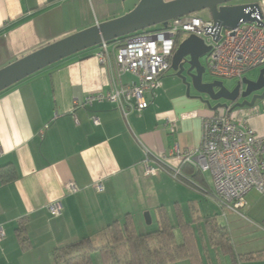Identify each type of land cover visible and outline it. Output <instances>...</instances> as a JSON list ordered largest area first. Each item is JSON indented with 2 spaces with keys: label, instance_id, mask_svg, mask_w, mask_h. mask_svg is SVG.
Segmentation results:
<instances>
[{
  "label": "crops",
  "instance_id": "crops-1",
  "mask_svg": "<svg viewBox=\"0 0 264 264\" xmlns=\"http://www.w3.org/2000/svg\"><path fill=\"white\" fill-rule=\"evenodd\" d=\"M138 1L0 0V68L68 34L121 16ZM97 48L59 60L0 92V166L10 164L15 172L7 183L0 177V264H53L54 249L84 238L99 247L106 242L107 226L122 223L126 215L137 233L155 230L147 225L158 227L165 217L177 243L182 242L179 221L189 225L196 264H264L263 256L247 258L264 250V194L251 189L244 205L233 211L214 198L210 173L170 155L175 145L198 146L202 121L216 109L207 107L198 93L187 95L172 70L162 75L142 110L124 116L110 102L81 106L87 94L109 87ZM131 80L135 78L125 74L119 83ZM234 111L255 135L264 136V98ZM144 149L150 158L166 157L160 165L150 160L157 169L153 174L146 171ZM68 181L76 184V192L66 190ZM55 200L62 204L57 216L47 209ZM213 218L227 227L232 251L211 242L207 221ZM22 219L25 248L15 230ZM196 225L205 233L200 241ZM94 254L99 255L91 253L92 264ZM193 263L185 257L166 264Z\"/></svg>",
  "mask_w": 264,
  "mask_h": 264
},
{
  "label": "built area",
  "instance_id": "built-area-1",
  "mask_svg": "<svg viewBox=\"0 0 264 264\" xmlns=\"http://www.w3.org/2000/svg\"><path fill=\"white\" fill-rule=\"evenodd\" d=\"M259 22H240L236 27L218 28L212 20H204L196 13L169 20L166 25H155L98 45L95 56L107 70L109 87L105 91L87 94L81 106L93 102H110L124 116L131 110H142L149 106L160 85L162 75L170 69V59L178 36L190 35L202 38L210 50L204 55L205 71L218 78L241 80L250 69L264 64V10ZM182 39V40H183ZM181 40V41H182ZM135 80L119 83L125 75ZM148 96V97H147ZM235 110V109H234ZM219 107L211 116L205 117L201 126L198 146L192 149L175 145L170 155L176 156L180 164H189L199 172H209L212 178L214 198L221 206L238 211L245 203L251 189L264 194V136L255 135L243 116L235 111ZM94 124L98 118L93 115ZM172 125L170 131H175ZM145 152V167L150 174L156 168L150 160L160 165L166 157H149ZM173 176H177V173ZM102 190L100 182L95 183ZM68 192L78 190L73 181L65 184ZM48 211L57 216L62 204L55 200L47 205ZM4 236L0 226V240Z\"/></svg>",
  "mask_w": 264,
  "mask_h": 264
},
{
  "label": "water",
  "instance_id": "water-1",
  "mask_svg": "<svg viewBox=\"0 0 264 264\" xmlns=\"http://www.w3.org/2000/svg\"><path fill=\"white\" fill-rule=\"evenodd\" d=\"M234 1L237 0H139L121 16L68 34L0 68V92L68 56L155 25H166L169 20L187 14L207 11L218 28L216 40L221 27L234 28L240 22L261 23L257 15H262L264 0L233 4ZM209 50L210 46L202 38L190 34L177 45L171 56L170 69L185 85L187 95L192 87L198 93L196 97L207 107H224L229 111L252 107L264 98V67L255 79L242 78L233 88L225 87L217 79L203 81L205 67L200 58ZM144 218L149 224L148 212Z\"/></svg>",
  "mask_w": 264,
  "mask_h": 264
},
{
  "label": "trees",
  "instance_id": "trees-1",
  "mask_svg": "<svg viewBox=\"0 0 264 264\" xmlns=\"http://www.w3.org/2000/svg\"><path fill=\"white\" fill-rule=\"evenodd\" d=\"M122 40L123 37L118 38ZM183 38L179 35L176 45ZM193 169V168H192ZM191 169V173H192ZM196 175V174H195ZM2 182L14 179L15 172L10 164L0 166ZM25 220H19L16 235L23 248L27 246ZM182 234V242L177 243L174 227L161 216L158 227L145 233H137L132 218L126 215L122 223L117 221L107 226L106 242L96 247L89 238L80 239L64 247L53 250V264H92L91 253L98 252L103 264H166L185 257H191L193 264L195 243L189 225L178 223ZM208 235L212 243L231 248V238L227 227L216 219L207 221ZM264 257V250L247 254V258Z\"/></svg>",
  "mask_w": 264,
  "mask_h": 264
},
{
  "label": "rangeland",
  "instance_id": "rangeland-1",
  "mask_svg": "<svg viewBox=\"0 0 264 264\" xmlns=\"http://www.w3.org/2000/svg\"><path fill=\"white\" fill-rule=\"evenodd\" d=\"M237 1H238V3L239 2L240 3L241 2L242 3H246V2H261V0H237ZM234 2H236V1H234ZM196 14L198 16L202 17L204 20H210V16H209L208 12L205 11V10L199 11ZM200 61H201V63L203 65L206 64L204 56H202L200 58ZM263 67H264V64L261 65V66H259V67H257V68H253V69L248 70L243 75V78L255 79L258 76V74L260 72V69L263 68ZM167 72H171V69H168L166 71V73ZM216 79L217 80H221L223 82V84L225 85V87H227V88H233L236 85V83L239 81L238 79L218 78V77H215V76L209 74L207 71H205L204 74H203V81H205V82H209V81L216 80ZM193 94H196L197 95V92L192 87H190L189 95L192 96ZM206 175L209 176V172H206ZM147 228H149V229H156L157 227H156L155 222H153L152 224L147 225ZM195 231H196V236H197L198 241L201 240V236L200 235H203V237L205 238V233H204V230H203L202 225H200V226H197L196 225L195 226ZM177 236H178L177 237V240L180 241V234H179V232H177ZM235 242L238 245L241 243V241L240 240L238 241L237 238H236ZM251 244L256 245V242H251ZM93 259H94V264H101V260H100V257H99L98 254H94Z\"/></svg>",
  "mask_w": 264,
  "mask_h": 264
},
{
  "label": "flooded vegetation",
  "instance_id": "flooded-vegetation-1",
  "mask_svg": "<svg viewBox=\"0 0 264 264\" xmlns=\"http://www.w3.org/2000/svg\"><path fill=\"white\" fill-rule=\"evenodd\" d=\"M232 3H233V4H234V3H238V1H236V2H232ZM239 3H240V2H239ZM170 61H171V59H170ZM185 66L187 67V65H186V64H185ZM173 73H174V72H173Z\"/></svg>",
  "mask_w": 264,
  "mask_h": 264
}]
</instances>
